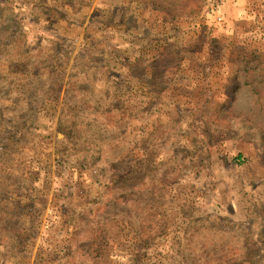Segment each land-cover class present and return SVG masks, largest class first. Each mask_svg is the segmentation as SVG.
<instances>
[{"label": "rangeland", "instance_id": "374dc122", "mask_svg": "<svg viewBox=\"0 0 264 264\" xmlns=\"http://www.w3.org/2000/svg\"><path fill=\"white\" fill-rule=\"evenodd\" d=\"M0 264H264V0H0Z\"/></svg>", "mask_w": 264, "mask_h": 264}]
</instances>
